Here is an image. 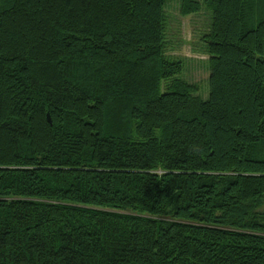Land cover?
<instances>
[{
  "label": "trees",
  "instance_id": "16d2710c",
  "mask_svg": "<svg viewBox=\"0 0 264 264\" xmlns=\"http://www.w3.org/2000/svg\"><path fill=\"white\" fill-rule=\"evenodd\" d=\"M166 4L0 0V264H264V0H180L206 95Z\"/></svg>",
  "mask_w": 264,
  "mask_h": 264
},
{
  "label": "rangeland",
  "instance_id": "374dc122",
  "mask_svg": "<svg viewBox=\"0 0 264 264\" xmlns=\"http://www.w3.org/2000/svg\"><path fill=\"white\" fill-rule=\"evenodd\" d=\"M180 0H167L166 10L170 16L168 54L185 62L184 77L198 84L206 95L209 87L207 55L204 54L199 38L208 30L207 17L202 15L182 16L179 12ZM199 38V39H198ZM200 40V45L196 40Z\"/></svg>",
  "mask_w": 264,
  "mask_h": 264
},
{
  "label": "water",
  "instance_id": "95a60500",
  "mask_svg": "<svg viewBox=\"0 0 264 264\" xmlns=\"http://www.w3.org/2000/svg\"><path fill=\"white\" fill-rule=\"evenodd\" d=\"M48 118H49V121L51 122V117H50V114H48Z\"/></svg>",
  "mask_w": 264,
  "mask_h": 264
}]
</instances>
